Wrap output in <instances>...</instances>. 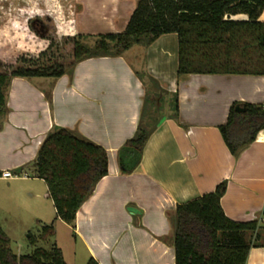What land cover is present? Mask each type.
Here are the masks:
<instances>
[{"label":"crops","instance_id":"obj_1","mask_svg":"<svg viewBox=\"0 0 264 264\" xmlns=\"http://www.w3.org/2000/svg\"><path fill=\"white\" fill-rule=\"evenodd\" d=\"M77 1L75 33L84 36L121 32L137 4ZM259 19L264 21V9ZM134 45L145 50V77L124 53L83 59L72 74L57 78L13 77L8 112L0 117V172L13 174L31 164L54 125L104 146L109 172L78 210L74 228L70 226L86 262L94 257L100 264H175L176 205L226 180L221 198L226 215L234 221L257 220L263 227L260 246L250 249L247 264H264V128L238 156L219 128L234 101L264 105V75L193 74L179 79L176 33L162 34L147 47ZM35 78L49 79V85ZM146 94L155 103L153 109L164 113L148 127L154 130L139 164L123 173L119 150L137 130ZM167 95L177 100L176 117L163 98Z\"/></svg>","mask_w":264,"mask_h":264},{"label":"trees","instance_id":"obj_2","mask_svg":"<svg viewBox=\"0 0 264 264\" xmlns=\"http://www.w3.org/2000/svg\"><path fill=\"white\" fill-rule=\"evenodd\" d=\"M263 9L264 0H137L124 30L97 35L93 48L74 43L70 68L17 67L0 71V117L8 112V89L13 77L57 78L72 74L83 59L120 55L134 44L147 47L167 33L178 37L179 79L193 74L264 75V21L259 19ZM237 14H246L248 19L231 18ZM83 36L77 34L79 38ZM149 102L155 106L146 94L137 130L119 150L123 173L133 171L139 164L154 130L144 123ZM176 102L175 99L172 106L175 117ZM238 103H232L227 121L219 126L234 156L264 128L263 104L244 102L246 110L237 111ZM108 164L104 146L77 130L54 125L29 165L33 176L45 180L57 219L74 228L78 210L108 174ZM26 169L27 165L17 170ZM226 188L227 181L223 180L213 191L176 205L172 237L175 264H247L250 249L260 246L263 227L259 221H234L226 215L221 204ZM43 231V238L53 236V223L44 225ZM35 241L31 238L30 242ZM10 242L0 224V264H66L58 246L50 250L38 247L18 255ZM86 264L100 263L90 257Z\"/></svg>","mask_w":264,"mask_h":264},{"label":"rangeland","instance_id":"obj_3","mask_svg":"<svg viewBox=\"0 0 264 264\" xmlns=\"http://www.w3.org/2000/svg\"><path fill=\"white\" fill-rule=\"evenodd\" d=\"M10 1L0 0V71L17 67L59 69L64 66L68 69L74 59L76 41L93 48L98 40L97 35L77 37L75 19L80 11L77 0ZM123 53L145 77L143 47L134 45ZM33 80L45 86L50 82L49 79ZM163 98H168L169 107L173 106V95ZM149 104L144 118L148 127L164 113ZM30 167L27 165L23 172L14 170L11 179L0 177V224L11 239L9 246L18 255L29 254L38 247L50 250L58 246L66 264H86L87 255L82 244L74 239L70 225L57 219L54 204L46 196L45 180L33 176ZM51 223L55 234L45 239L43 226ZM31 238L35 243L30 242Z\"/></svg>","mask_w":264,"mask_h":264},{"label":"water","instance_id":"obj_4","mask_svg":"<svg viewBox=\"0 0 264 264\" xmlns=\"http://www.w3.org/2000/svg\"><path fill=\"white\" fill-rule=\"evenodd\" d=\"M235 109L237 111H245L246 110V106H245L244 103H238V104H236ZM128 210L129 211H133V212H137V209L134 208V207H128Z\"/></svg>","mask_w":264,"mask_h":264},{"label":"built area","instance_id":"obj_5","mask_svg":"<svg viewBox=\"0 0 264 264\" xmlns=\"http://www.w3.org/2000/svg\"><path fill=\"white\" fill-rule=\"evenodd\" d=\"M12 176H13V174H12L11 170H4L1 172V177H3V178H10Z\"/></svg>","mask_w":264,"mask_h":264},{"label":"flooded vegetation","instance_id":"obj_6","mask_svg":"<svg viewBox=\"0 0 264 264\" xmlns=\"http://www.w3.org/2000/svg\"><path fill=\"white\" fill-rule=\"evenodd\" d=\"M36 27V26H35ZM39 29V28H38Z\"/></svg>","mask_w":264,"mask_h":264}]
</instances>
